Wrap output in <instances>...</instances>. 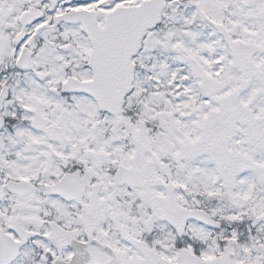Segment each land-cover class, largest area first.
<instances>
[{"label": "snow or ice", "instance_id": "1", "mask_svg": "<svg viewBox=\"0 0 264 264\" xmlns=\"http://www.w3.org/2000/svg\"><path fill=\"white\" fill-rule=\"evenodd\" d=\"M0 264H264V0H0Z\"/></svg>", "mask_w": 264, "mask_h": 264}]
</instances>
